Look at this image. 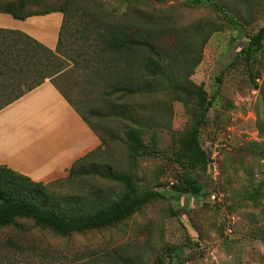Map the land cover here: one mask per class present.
Instances as JSON below:
<instances>
[{"label":"rangeland","instance_id":"1","mask_svg":"<svg viewBox=\"0 0 264 264\" xmlns=\"http://www.w3.org/2000/svg\"><path fill=\"white\" fill-rule=\"evenodd\" d=\"M28 1L30 7H66L63 52L58 54L66 75L53 80L106 140L87 158L88 167L95 163L130 172L140 191L175 193L183 170L175 153L195 101L185 103L178 83L199 87L207 97L200 141L210 162L205 171L194 173L204 185L202 195L155 199L110 226L61 236L18 219L0 228V262L47 261L40 254L30 260L3 250L9 236L29 231L55 253L57 259L47 264H153L158 255L169 261V252L175 264H264V38L253 58L242 50L264 27V0H215L239 25L209 5L183 0ZM110 27L122 35L139 28L152 39L155 51L147 55L162 62L152 91L141 84L131 95L110 93L112 86L132 79L152 80L138 57L100 44L99 34H108ZM97 58L105 62L98 74ZM130 113L135 118L124 116ZM130 127L140 130L145 145L155 140L157 145L136 166L128 157ZM96 185L106 186L97 176L72 183L62 178L51 188L71 193Z\"/></svg>","mask_w":264,"mask_h":264},{"label":"trees","instance_id":"2","mask_svg":"<svg viewBox=\"0 0 264 264\" xmlns=\"http://www.w3.org/2000/svg\"><path fill=\"white\" fill-rule=\"evenodd\" d=\"M183 1L190 6L209 5L218 13L224 14L228 23L239 25L233 17L224 11V7L218 1ZM31 4H33L32 7L29 6L28 0H3L0 3V12L9 13L17 19H25L31 15L46 14L52 11L63 12L64 19L58 43L55 49H51L22 30L0 27V109L48 78L74 106L73 101L58 82L53 80L55 77L60 78L66 75L58 58V54L63 52L62 39L64 29L67 27L66 7L64 5L38 7L35 3ZM263 38L264 27H261L258 33L251 37L249 45L242 50L250 58H253L254 54L252 53L262 50ZM98 40L102 46H106L108 49L124 48L132 56L138 57L143 62L145 76L152 79L149 84L132 79L131 83L114 85L110 90L111 94L120 92L124 95H131L140 89L141 84L143 86L145 84V87L151 91L156 87L158 75L162 71V62L155 56L147 55V50L154 52L155 49L152 39L148 38L139 28H135L132 34L122 35L110 27L108 34H99ZM103 65H105L104 60L97 58L94 62L97 74ZM133 80L134 82H132ZM177 88L186 104L190 99H195V101L189 107L190 125L180 138L175 153L177 162L183 168L181 171L182 184L175 189V193L170 190L154 189L140 191L135 175L130 172H113L111 168H100L95 163L88 167L85 161L92 153L99 151V147L78 159L64 179L72 183L80 177L86 179L98 176L106 186L96 185L79 192H57L51 188L53 182L35 181L11 168L0 165V228L11 226L18 219H24L32 221L41 231L50 230L56 235L67 236L120 223L155 199H166L168 196L174 195L179 200L183 194L202 195L204 185L194 173L205 171L210 162V157L200 141L201 128L210 105L203 89L184 83H178ZM75 109L99 134L101 143L106 144V140L89 122L87 116L76 107ZM124 116L128 119L135 118L134 113ZM126 142L132 166H136L142 157L157 150L156 140L150 146L145 145L141 139L140 130L137 128L130 127L128 129ZM28 232L17 237L9 236L3 245V250L30 260L40 254L43 259L47 260L45 263L41 261L43 264L57 259L55 253L50 251V247H42L41 239L36 235L30 236L31 232ZM173 249L176 252L175 247ZM168 256L169 261L165 259L166 256L158 255L153 264H175L171 252ZM119 257L124 259L121 254ZM0 264L2 263L0 262Z\"/></svg>","mask_w":264,"mask_h":264},{"label":"crops","instance_id":"3","mask_svg":"<svg viewBox=\"0 0 264 264\" xmlns=\"http://www.w3.org/2000/svg\"><path fill=\"white\" fill-rule=\"evenodd\" d=\"M63 19L61 11L25 19L0 12V27L22 30L55 49ZM101 142L49 78L0 109V165L35 181L65 178L73 164Z\"/></svg>","mask_w":264,"mask_h":264}]
</instances>
